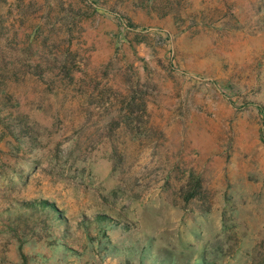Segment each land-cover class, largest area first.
<instances>
[{
	"label": "rangeland",
	"instance_id": "rangeland-1",
	"mask_svg": "<svg viewBox=\"0 0 264 264\" xmlns=\"http://www.w3.org/2000/svg\"><path fill=\"white\" fill-rule=\"evenodd\" d=\"M0 264H264V0H0Z\"/></svg>",
	"mask_w": 264,
	"mask_h": 264
}]
</instances>
